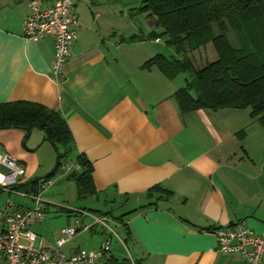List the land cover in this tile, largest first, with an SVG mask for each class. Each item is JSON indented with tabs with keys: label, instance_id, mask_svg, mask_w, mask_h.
<instances>
[{
	"label": "crops",
	"instance_id": "1",
	"mask_svg": "<svg viewBox=\"0 0 264 264\" xmlns=\"http://www.w3.org/2000/svg\"><path fill=\"white\" fill-rule=\"evenodd\" d=\"M30 3L0 0V102L29 100L62 113L76 150L94 166L97 192L89 196L123 205L118 216L112 209L105 211L123 229L121 236L112 227L130 257L108 252L96 264H108L111 257L119 264H241L239 253L217 251L212 230L245 220L255 233L264 232V128L259 119L251 118L247 107L183 113L174 95L185 86L177 79L180 73L169 79L156 65H142L161 53L162 36H148L162 28L151 16L146 28L131 27L120 0H74L77 37L62 75L55 77L54 38L31 40L23 35ZM139 36L144 39H134ZM26 134L17 127L0 129V152L16 156L25 166L19 185L46 177L56 159L41 129L31 131L33 140ZM66 166L58 176L65 189L58 200L71 205L78 195L67 174L78 167ZM26 188L21 190H32ZM46 218L31 228L44 245L53 246L61 230L53 237L45 235ZM93 222L76 216L73 224ZM96 225L81 228L77 235L85 230L107 237L109 231ZM97 236L83 235L80 241L73 237L62 250L94 251L106 240Z\"/></svg>",
	"mask_w": 264,
	"mask_h": 264
},
{
	"label": "trees",
	"instance_id": "2",
	"mask_svg": "<svg viewBox=\"0 0 264 264\" xmlns=\"http://www.w3.org/2000/svg\"><path fill=\"white\" fill-rule=\"evenodd\" d=\"M138 10L154 17L156 25L162 28L160 33L152 30L148 38L157 39L163 34L165 42L176 51L175 56L153 54L142 64L143 68L156 65L169 79L180 72H192L185 78V86L174 93L183 113L203 108L247 107L251 110L250 117L259 119L264 128V58L249 45L258 41V37L264 42V0H143ZM228 26L236 31L239 46L229 42ZM208 45L215 48L217 57L197 65L191 52ZM263 49L264 45L258 48ZM66 120L55 108L40 102H0V129H41L43 139L57 151L56 165L46 177L52 178L65 164L73 163L78 168H70L67 176L76 184L77 198H85L97 192L92 175L94 166L83 152L76 150ZM39 181L30 180L18 186L35 190ZM106 262L120 263L112 257Z\"/></svg>",
	"mask_w": 264,
	"mask_h": 264
},
{
	"label": "built area",
	"instance_id": "3",
	"mask_svg": "<svg viewBox=\"0 0 264 264\" xmlns=\"http://www.w3.org/2000/svg\"><path fill=\"white\" fill-rule=\"evenodd\" d=\"M74 0H57L54 4L40 6L39 0H31L29 14L22 20L23 35L31 40L52 36L55 44V56L52 59L51 74L60 77L65 59L71 55V44L77 37L74 24L77 13L73 10ZM25 166L18 162L16 156L0 152V191L18 192L31 197L34 205H21L6 200L0 210V264H96L110 250L111 239L106 237L101 247L94 251L85 248L70 254L62 249L81 228L91 229L94 224L102 227L104 232L115 233L110 226L109 215L94 214L91 225L62 227L61 234L55 238L53 246H47L37 239L31 228L32 224L46 216L44 191L53 184V177L40 178L35 190L17 189ZM216 247L219 252L239 253L241 264H264V232L255 233L245 220H236L230 226L215 228Z\"/></svg>",
	"mask_w": 264,
	"mask_h": 264
},
{
	"label": "rangeland",
	"instance_id": "4",
	"mask_svg": "<svg viewBox=\"0 0 264 264\" xmlns=\"http://www.w3.org/2000/svg\"><path fill=\"white\" fill-rule=\"evenodd\" d=\"M120 3H121L120 4L121 8H124L125 10L127 9L129 12L128 18L130 20L131 27H135L136 24H139L140 26H142V28L147 27L150 16H148L147 13H142L141 11L138 10L139 5L143 3V0H120ZM226 33H227L229 42H231L233 46H239V41L237 40L238 37H237L236 31L232 29L230 26H228ZM258 35L259 34H257V36ZM165 40H166V36L162 34V41L159 43V45L161 46V53L163 52L165 55H168V56L175 55L176 51L173 49V47L169 46L165 42ZM260 40L261 39L258 37V41H252L253 43L258 42L259 43V44L257 43L258 45L254 46L253 43H250L249 45H251V47L254 48L253 50H257V52L260 55V58H264V49L258 50L259 46L263 47L264 45V42ZM208 46L209 47L206 46V47L201 48L200 50L191 52V55L194 57L197 65H201L203 62H205L206 59L213 60L214 58L217 57L215 48H213L212 45H208ZM191 73L192 72L190 71L183 72V73L180 72V75L177 79H179V81H181L182 84L185 85L186 83L183 80L186 77H190L192 75ZM38 129L34 128V130H38ZM26 131H27V134H26L27 138H29L30 140H33L32 139L33 136L31 137L29 135L30 133L28 130ZM49 144H51L52 148L54 149L53 144L50 142ZM55 152H56V159H57V151ZM56 159H54V164H55ZM64 159L66 158L64 157L63 159H61V161L64 162ZM66 168L67 166L65 164V166L59 170V172H56L54 175H52L55 181L52 186L47 187L46 190L44 191L43 199L45 201H49L48 204L46 205L47 218L45 222L42 223V225H44V227L42 228V231L45 235H47L48 237L49 236L53 237L55 232L61 230L62 229L61 227L67 226V223H69V221L74 226L75 224L73 223L75 222L76 216L84 218L85 222L93 221L94 214L101 215V213H97V211H94V210L90 211V209L92 208H96L99 211H105L108 209L110 210L112 209V213H114L116 216H118L121 211L123 212V208H124L123 205H118L115 202H110V201L106 202L103 200L102 196H100L99 199H96L94 195L86 197V198H79V199H76L75 201H72L71 205L70 203H67V202L66 203L60 202L58 199H60L62 195H64L65 189H64V186H61L63 185V181L61 179L58 180V176L61 175L62 172L66 170ZM18 185H17V189L21 190L24 188L23 186L20 187ZM6 200H11L14 203H19L25 206L34 205L32 199L30 200L29 197L27 198V197L20 196V194H18L17 192H7L6 190H2L0 192V210L2 209L3 204ZM66 205H68L67 208L70 210H67L65 212L64 210L61 209V206L66 207ZM82 206L84 207L83 210L81 209ZM109 224L113 228L116 227L111 221H109ZM96 226L98 227L99 230L102 229L101 226L99 225H96ZM116 232H118V235H121V236H123L124 234V231L121 227H116ZM83 235H87L88 237L93 236V235L94 236L98 235L97 239L99 240L104 239L106 237V235H103L101 237L98 231L92 233L91 231L86 232L85 230H83L74 238L75 240L80 241V237ZM111 235H112L111 239H112L113 247L109 250V252L116 254L115 251L117 252L120 251V252H123L122 254H120L121 257L123 256L130 257V253L126 248H124V244L122 240L118 238L116 235H114L113 233H111V231H109V233L107 234V237ZM130 247L131 246L129 245L128 249Z\"/></svg>",
	"mask_w": 264,
	"mask_h": 264
},
{
	"label": "water",
	"instance_id": "5",
	"mask_svg": "<svg viewBox=\"0 0 264 264\" xmlns=\"http://www.w3.org/2000/svg\"><path fill=\"white\" fill-rule=\"evenodd\" d=\"M26 130H28V131H29V133H31V129H30V128H27Z\"/></svg>",
	"mask_w": 264,
	"mask_h": 264
}]
</instances>
